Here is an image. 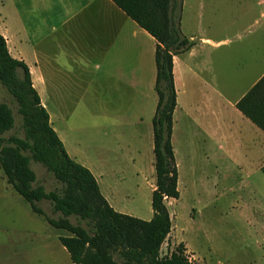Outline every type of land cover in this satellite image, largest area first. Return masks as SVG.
Masks as SVG:
<instances>
[{
  "label": "rangeland",
  "instance_id": "obj_1",
  "mask_svg": "<svg viewBox=\"0 0 264 264\" xmlns=\"http://www.w3.org/2000/svg\"><path fill=\"white\" fill-rule=\"evenodd\" d=\"M182 1L178 18L185 38L227 39L228 43L211 53L199 46L195 54L209 56L205 74L198 77L186 70L177 85L171 143L179 198L165 200L173 231L162 245L161 255L182 242L196 264H264V167L260 169L264 149L258 151L253 146L249 131L243 129L238 133L237 111L228 106L264 66V3ZM201 62L202 59L188 63L193 68L197 64L202 67ZM203 96L205 103L201 105ZM0 102L11 108L16 123L4 137L22 138L17 106L1 85ZM156 103L155 94L138 103L143 120L138 129L142 139L133 142L130 149L139 150L141 157L134 164L121 165L125 172L136 170L134 178L127 179V185L135 189L128 198L121 194L118 197L124 200L127 214L140 220L152 214L151 189L155 187L152 117ZM136 104L132 102V106ZM203 106L207 109L200 114ZM239 134L242 149L235 145ZM95 135L101 139V135ZM30 167L37 184L47 192L60 188L43 166L31 162ZM38 206L50 218L60 216L52 212L48 201ZM70 221L76 224L78 219L70 217ZM81 224L85 226V222ZM65 235V231L53 228L44 217L35 214L30 204L6 183L0 170V264H72L58 240Z\"/></svg>",
  "mask_w": 264,
  "mask_h": 264
},
{
  "label": "crops",
  "instance_id": "obj_2",
  "mask_svg": "<svg viewBox=\"0 0 264 264\" xmlns=\"http://www.w3.org/2000/svg\"><path fill=\"white\" fill-rule=\"evenodd\" d=\"M0 35L10 56L27 66L32 87L67 154L92 173L102 196L116 212L129 215L124 200L118 196L133 195L135 188L127 185V179L134 178L136 170L125 172L121 165L134 164L141 157L139 150L130 147L142 139L138 103L151 99V94L157 96L155 39L111 0H0ZM188 40L191 49L173 57L177 93L186 70L198 77L206 72L209 56L196 55L199 46L211 53L228 43L227 39ZM199 59L202 67L197 64L192 68L188 63ZM263 76L264 66L238 99L228 105L237 111L238 133L249 131L251 143L258 151L264 149V133L235 104ZM132 102L138 103L132 106ZM206 109L201 107L200 114ZM240 135L235 142L238 149L243 146ZM117 163L119 167L115 166ZM263 167L264 164L260 169ZM151 218L149 213L143 219ZM172 231L173 226L166 241Z\"/></svg>",
  "mask_w": 264,
  "mask_h": 264
},
{
  "label": "trees",
  "instance_id": "obj_3",
  "mask_svg": "<svg viewBox=\"0 0 264 264\" xmlns=\"http://www.w3.org/2000/svg\"><path fill=\"white\" fill-rule=\"evenodd\" d=\"M156 41L155 92L152 119L155 188L152 218L140 220L116 212L102 196L96 179L67 154L52 129L49 116L32 87L27 66L12 58L0 35V85L13 98L24 136L4 137L15 127L11 108L0 102V170L6 183L57 230L72 264H196L184 243L161 255L171 231L166 199L177 200L178 171L171 143L177 95L173 57L189 51L192 43L179 29L182 0H111ZM236 109L264 133V76L235 104ZM43 166L60 188L47 192L37 184L30 163ZM48 201L57 219L38 206ZM70 217L77 218L76 224ZM85 222V226L81 222Z\"/></svg>",
  "mask_w": 264,
  "mask_h": 264
}]
</instances>
